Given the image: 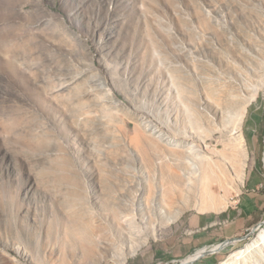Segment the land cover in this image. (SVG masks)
<instances>
[{
  "label": "rangeland",
  "instance_id": "obj_1",
  "mask_svg": "<svg viewBox=\"0 0 264 264\" xmlns=\"http://www.w3.org/2000/svg\"><path fill=\"white\" fill-rule=\"evenodd\" d=\"M263 158L264 0H0V264L184 261L226 212L199 261L264 264Z\"/></svg>",
  "mask_w": 264,
  "mask_h": 264
},
{
  "label": "crops",
  "instance_id": "obj_2",
  "mask_svg": "<svg viewBox=\"0 0 264 264\" xmlns=\"http://www.w3.org/2000/svg\"><path fill=\"white\" fill-rule=\"evenodd\" d=\"M251 219H253L252 214L245 219L242 212L234 218L231 212H226L223 215L209 213L189 216L187 218V237L181 243L182 252L179 256L189 257L202 249L218 245L217 243L221 241L239 237L246 227V221ZM205 258H209V256ZM177 259L179 258L171 261H181ZM209 262L210 259H204L195 264H211Z\"/></svg>",
  "mask_w": 264,
  "mask_h": 264
},
{
  "label": "bare ground",
  "instance_id": "obj_3",
  "mask_svg": "<svg viewBox=\"0 0 264 264\" xmlns=\"http://www.w3.org/2000/svg\"><path fill=\"white\" fill-rule=\"evenodd\" d=\"M242 102L243 101L240 102L239 107H238L239 116L236 119H233L232 123H231L232 124V129L234 130V135H237L236 140H238V141L240 139H242L241 138L242 130H238L237 129V126L240 125V123H241L239 118L242 116V113H243L244 105L241 104ZM172 145H175V142L172 143ZM172 148L175 149V147H172ZM234 151L235 152L233 154V163L235 164V166H240L242 161H244V159H245V153H244L243 148L241 146H239ZM263 160H264V158H263ZM199 168L201 169V166ZM204 181H205L204 175L202 176V178L200 180H198V182L191 180L190 181V186L188 188V191L189 192L191 191L192 195H196V196L199 195L200 193L201 194H207V195L208 194H212L213 192H215L217 186H221L223 188H226L229 185V183H230V176L226 172H222V173H219V174L216 173V175L214 176V180H211V182L209 184H206V182H204ZM259 229H261V227ZM261 236L264 239V228L262 229ZM235 241H237V240L232 241V243H234ZM213 248L217 249L218 245H215ZM205 250H207V248L206 249H202V250L196 252L193 255H190L189 257H187L183 261V263L184 264H188V263L196 260L202 253H204Z\"/></svg>",
  "mask_w": 264,
  "mask_h": 264
},
{
  "label": "water",
  "instance_id": "obj_4",
  "mask_svg": "<svg viewBox=\"0 0 264 264\" xmlns=\"http://www.w3.org/2000/svg\"><path fill=\"white\" fill-rule=\"evenodd\" d=\"M264 224V221L260 222L258 225L255 226V228L253 229L254 231L257 230L258 228L262 227ZM236 239H229V240H226L220 244H218V248L217 249H214L213 247L214 246H211L209 248H207V250L204 251V253H202L196 260L188 263V264H195L197 263L199 260L207 257V256H210V255H215L219 252H222L223 250H225L231 243L232 241H234ZM206 249V248H205ZM169 264H184L183 261H179V262H173V263H169Z\"/></svg>",
  "mask_w": 264,
  "mask_h": 264
},
{
  "label": "built area",
  "instance_id": "obj_5",
  "mask_svg": "<svg viewBox=\"0 0 264 264\" xmlns=\"http://www.w3.org/2000/svg\"><path fill=\"white\" fill-rule=\"evenodd\" d=\"M175 262V261H174Z\"/></svg>",
  "mask_w": 264,
  "mask_h": 264
}]
</instances>
